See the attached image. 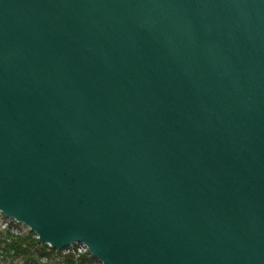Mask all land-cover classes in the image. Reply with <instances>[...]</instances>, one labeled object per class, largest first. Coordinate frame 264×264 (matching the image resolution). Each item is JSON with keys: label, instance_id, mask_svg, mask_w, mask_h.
Returning <instances> with one entry per match:
<instances>
[{"label": "water", "instance_id": "water-1", "mask_svg": "<svg viewBox=\"0 0 264 264\" xmlns=\"http://www.w3.org/2000/svg\"><path fill=\"white\" fill-rule=\"evenodd\" d=\"M0 212L102 264H264V0H0Z\"/></svg>", "mask_w": 264, "mask_h": 264}, {"label": "trees", "instance_id": "trees-1", "mask_svg": "<svg viewBox=\"0 0 264 264\" xmlns=\"http://www.w3.org/2000/svg\"><path fill=\"white\" fill-rule=\"evenodd\" d=\"M17 232L11 226L0 230V252L4 258H20L23 264H101L88 250L79 251L76 247L68 252L56 250L40 243L31 231Z\"/></svg>", "mask_w": 264, "mask_h": 264}, {"label": "rangeland", "instance_id": "rangeland-1", "mask_svg": "<svg viewBox=\"0 0 264 264\" xmlns=\"http://www.w3.org/2000/svg\"><path fill=\"white\" fill-rule=\"evenodd\" d=\"M10 226L14 227V230L18 231L17 233H28L30 231V228L27 227L25 224L18 223L14 219L8 218L0 212V230L5 231L6 228ZM75 247L79 249V251H83L85 249L84 245L78 243V244L70 245L62 250H64V252H68L69 249H73ZM0 264H23V260L20 258L18 259L12 258L11 256H6L4 258L0 252Z\"/></svg>", "mask_w": 264, "mask_h": 264}, {"label": "built area", "instance_id": "built-area-1", "mask_svg": "<svg viewBox=\"0 0 264 264\" xmlns=\"http://www.w3.org/2000/svg\"><path fill=\"white\" fill-rule=\"evenodd\" d=\"M85 250H87V248L85 247Z\"/></svg>", "mask_w": 264, "mask_h": 264}]
</instances>
